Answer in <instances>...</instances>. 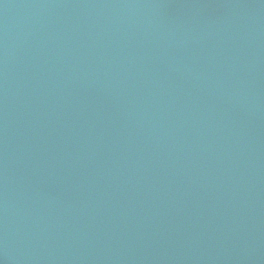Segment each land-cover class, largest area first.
Returning a JSON list of instances; mask_svg holds the SVG:
<instances>
[{"label": "water", "instance_id": "obj_1", "mask_svg": "<svg viewBox=\"0 0 264 264\" xmlns=\"http://www.w3.org/2000/svg\"><path fill=\"white\" fill-rule=\"evenodd\" d=\"M0 264H264V0H0Z\"/></svg>", "mask_w": 264, "mask_h": 264}]
</instances>
